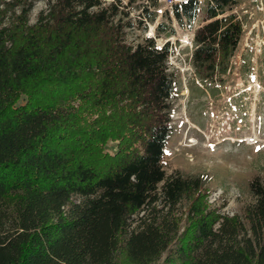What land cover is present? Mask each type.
<instances>
[{
	"label": "trees",
	"instance_id": "16d2710c",
	"mask_svg": "<svg viewBox=\"0 0 264 264\" xmlns=\"http://www.w3.org/2000/svg\"><path fill=\"white\" fill-rule=\"evenodd\" d=\"M34 1L0 0V264H264V179L228 217L209 207L199 176L163 169L167 42L127 43L120 0H45L31 23ZM238 4L210 0L193 31L205 87L230 74ZM172 12L190 28L197 6Z\"/></svg>",
	"mask_w": 264,
	"mask_h": 264
},
{
	"label": "rangeland",
	"instance_id": "374dc122",
	"mask_svg": "<svg viewBox=\"0 0 264 264\" xmlns=\"http://www.w3.org/2000/svg\"><path fill=\"white\" fill-rule=\"evenodd\" d=\"M129 1L122 0L120 10L123 23L130 24L123 29L125 41L136 45L153 34L156 45L167 42L169 47L175 97L163 169L166 175L177 171L183 176H199L208 190L209 207L232 217L252 201L249 182L255 177L264 179V11H256L249 0H239L232 10L242 21L243 37L224 84H213L216 86L212 88L195 78L193 42L192 47L188 44L193 30L203 23L204 8L188 28L179 26L172 10L162 3L154 7L155 0ZM146 3L154 15L152 22H140V7ZM46 8L45 0H35L30 22ZM161 23L174 34L157 35L155 29ZM106 149L114 152V143Z\"/></svg>",
	"mask_w": 264,
	"mask_h": 264
},
{
	"label": "built area",
	"instance_id": "2783aa9c",
	"mask_svg": "<svg viewBox=\"0 0 264 264\" xmlns=\"http://www.w3.org/2000/svg\"><path fill=\"white\" fill-rule=\"evenodd\" d=\"M99 1H101V3L103 5H105L104 2H108L107 5L112 4V3L115 4L117 2V0H99ZM120 1L122 3V0H120ZM130 2H131V0L129 1V3ZM157 2L158 3H162L166 8L171 9L172 11H173L174 7L181 8L182 6L189 5V4L192 3V4H195L197 6V13L199 14V12L201 11L202 7L204 8L207 5V3L210 2V0H155L154 1V5H153L154 7L157 6ZM249 2H250V4H252V6H254L256 11H258L259 13H262L264 11V6H263L262 0H249ZM147 4L148 3H146V5H142L140 7V16H141L140 17L141 18L140 21H142V22L148 20L146 17L143 16L145 11H147L148 13H151L150 12V7H149V5L147 6ZM107 5H105V6H107ZM145 38H152L153 39V34L152 35H148V37H145ZM189 38H188V40H189L188 44H189L190 47H192V42H193V34L192 33H191ZM156 47L158 49H161L163 46L156 45ZM248 142L250 143L252 141H248ZM213 195L218 197L220 195V193H214ZM222 215H225V214H222Z\"/></svg>",
	"mask_w": 264,
	"mask_h": 264
}]
</instances>
